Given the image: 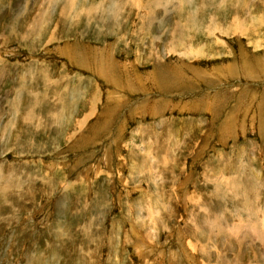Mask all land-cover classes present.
Masks as SVG:
<instances>
[{"label": "rangeland", "instance_id": "rangeland-1", "mask_svg": "<svg viewBox=\"0 0 264 264\" xmlns=\"http://www.w3.org/2000/svg\"><path fill=\"white\" fill-rule=\"evenodd\" d=\"M261 221L264 0H0V264H264Z\"/></svg>", "mask_w": 264, "mask_h": 264}, {"label": "bare ground", "instance_id": "bare-ground-1", "mask_svg": "<svg viewBox=\"0 0 264 264\" xmlns=\"http://www.w3.org/2000/svg\"><path fill=\"white\" fill-rule=\"evenodd\" d=\"M164 1H165V0H164ZM244 6H245V5H244ZM178 8H179V6H178ZM178 8H177V9H178ZM82 57H85V56H82ZM101 72H102V71H101ZM24 75H25V74H24ZM250 175H251V174H250ZM255 178H256V177H255ZM244 179H245V178H244ZM250 180H253V179H250ZM256 180H257V179H256ZM228 182H229V181H228ZM245 183H246V182H245ZM232 223H233V222H232ZM259 224H260V223H259ZM252 226H253V225H252ZM258 226H259V225H258ZM260 226H261L260 229L263 231V229H262V228H264V222H263V221H261V225H260ZM262 242H263V241H262ZM139 246H140V245H138V246L136 245V246H135V247L137 248L138 252H140V250H141V248L139 249ZM205 249H206V248H205ZM150 250H151V249H150ZM157 250H158V249H157ZM142 251H143V250H142ZM150 252H151V251H150ZM150 252H149V253H150ZM153 253H154V252H153ZM151 254H152V253H151Z\"/></svg>", "mask_w": 264, "mask_h": 264}, {"label": "crops", "instance_id": "crops-1", "mask_svg": "<svg viewBox=\"0 0 264 264\" xmlns=\"http://www.w3.org/2000/svg\"><path fill=\"white\" fill-rule=\"evenodd\" d=\"M247 29H248V28H247ZM247 29H245V27L242 26V29H241V30H247Z\"/></svg>", "mask_w": 264, "mask_h": 264}]
</instances>
